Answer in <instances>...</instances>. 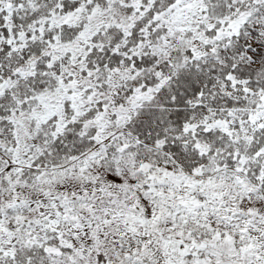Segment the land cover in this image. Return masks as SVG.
Returning a JSON list of instances; mask_svg holds the SVG:
<instances>
[{
	"label": "snow or ice",
	"instance_id": "obj_1",
	"mask_svg": "<svg viewBox=\"0 0 264 264\" xmlns=\"http://www.w3.org/2000/svg\"><path fill=\"white\" fill-rule=\"evenodd\" d=\"M0 264H264V0H0Z\"/></svg>",
	"mask_w": 264,
	"mask_h": 264
}]
</instances>
